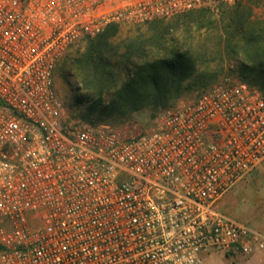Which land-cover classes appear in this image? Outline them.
Listing matches in <instances>:
<instances>
[{"label": "built area", "instance_id": "1", "mask_svg": "<svg viewBox=\"0 0 264 264\" xmlns=\"http://www.w3.org/2000/svg\"><path fill=\"white\" fill-rule=\"evenodd\" d=\"M246 0H0V264H205L264 256L221 209L264 160V94L224 81L148 130L72 118L62 57L111 24Z\"/></svg>", "mask_w": 264, "mask_h": 264}, {"label": "trees", "instance_id": "2", "mask_svg": "<svg viewBox=\"0 0 264 264\" xmlns=\"http://www.w3.org/2000/svg\"><path fill=\"white\" fill-rule=\"evenodd\" d=\"M260 1H240L218 13L202 8L169 22L153 21L145 32L139 31L117 46L112 41L120 25L111 24L96 37L84 40L83 51L75 59L78 90L95 106L104 95H113L112 104L117 108L136 111L147 105L165 109L182 94L191 77L196 75V81L202 82L214 80L223 70L222 58L226 56L236 59L244 75L264 94V19H256L253 13ZM212 25L220 31L219 48L208 59L195 54L194 32ZM175 35L182 40H173ZM119 49L131 66L126 78H120L121 64L111 60Z\"/></svg>", "mask_w": 264, "mask_h": 264}, {"label": "rangeland", "instance_id": "3", "mask_svg": "<svg viewBox=\"0 0 264 264\" xmlns=\"http://www.w3.org/2000/svg\"><path fill=\"white\" fill-rule=\"evenodd\" d=\"M227 6L229 5H222L218 8L209 10L213 13H218ZM253 13L256 19H264V0L260 1L254 7ZM170 20L171 19L167 22ZM147 26L148 25L120 26L118 34L112 41L113 45H120L121 41L135 35L139 31L145 32ZM219 35L220 31L216 29L214 25L208 29L194 32L196 38L195 54L206 55L208 59L213 58V55L215 56V51L219 48ZM173 40L181 41L182 39L178 35H175ZM84 45L85 41L71 48L58 63L54 74L55 90L71 115L74 116L72 118L79 121L83 120V122L91 120L93 123L109 124L119 129L128 127H137L143 130L150 129L154 124L156 115L163 110L162 108H152L147 105H144L136 111L131 108H117V106L115 107V105L112 104L114 100L113 95H104L100 105L96 106L89 104L83 99L82 93L78 90L77 86L78 71L75 66V59H77L80 52L83 51ZM122 54V50H117L115 55L111 56V60L113 63L118 61L121 64L120 66L123 69L119 72L120 78H126L131 72V66L123 59ZM217 62L218 60H216L212 67H214ZM222 63L223 70L218 72L217 76L212 81H196V75L191 77L182 94L176 100L172 101L168 107L175 106L180 102L195 100L202 93L224 81L233 82L244 80L249 85L251 84L250 86L258 88L250 82V78L247 74L244 75L236 59L224 56L222 58ZM222 206L225 210L224 212L229 216L264 230V160L257 169H254L251 174L232 189ZM211 256L214 258L213 264H257L256 262L249 261L250 258L240 254L215 253ZM205 264H207V260ZM259 264H264V256L263 262Z\"/></svg>", "mask_w": 264, "mask_h": 264}, {"label": "crops", "instance_id": "4", "mask_svg": "<svg viewBox=\"0 0 264 264\" xmlns=\"http://www.w3.org/2000/svg\"><path fill=\"white\" fill-rule=\"evenodd\" d=\"M262 163V162H261ZM260 163V164H261ZM259 167V166H258ZM257 167V168H258ZM256 168V169H257ZM228 197V196H227ZM226 199V198H225ZM225 199L221 202V204H220V207H221V209H223V206H222V204H223V202L225 201ZM223 211H225L224 209H223ZM252 227H255V228H257V229H259V230H261L263 233H264V230H262V229H260V228H258V227H256V226H252ZM213 256H210V257H208L207 258V264H213L214 263V258H212ZM248 258H250V260L249 261H252V262H256L257 264H259V263H261V262H263V254L262 253H258V254H256V255H254V256H252V257H248Z\"/></svg>", "mask_w": 264, "mask_h": 264}]
</instances>
